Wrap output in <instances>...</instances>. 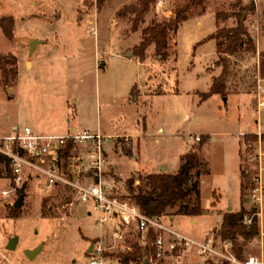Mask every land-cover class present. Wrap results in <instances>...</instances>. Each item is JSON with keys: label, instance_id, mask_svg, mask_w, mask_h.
Returning <instances> with one entry per match:
<instances>
[{"label": "rangeland", "instance_id": "374dc122", "mask_svg": "<svg viewBox=\"0 0 264 264\" xmlns=\"http://www.w3.org/2000/svg\"><path fill=\"white\" fill-rule=\"evenodd\" d=\"M163 1V6H152L142 20L135 22L136 15L130 8L123 17L118 13L125 7H139V0H102V3L99 0H0V21H14L7 27L12 37L6 36L0 28V134L11 135L13 127L20 131L30 127L43 135L64 136L75 130L96 133L91 126L103 124L110 131L105 134L113 138V144L110 143L113 148L117 142L127 149L123 152L117 149L119 152L111 156L117 169L116 179L119 177L118 186L126 194L127 181L135 179V186L140 185L136 181L141 183L159 159H165V164L173 170L175 166L181 167L186 155L200 146L197 149L200 166L192 174L201 191L205 211L201 217L193 219L177 216L169 225L196 242L217 240V249L223 251L221 238L217 239L222 226L221 215L216 216V210L236 213L242 208L256 209L261 235L251 247L252 254L260 255L264 249V129L244 140L240 135L243 128L224 100H228V95L238 98L255 93L260 78L264 79V0H254L257 10L251 25L256 51L251 52L250 43L246 42L228 59L230 74L226 95L213 94L209 102L200 104L197 113L194 109L198 107L192 105L178 126L173 123L164 133H158L161 121L151 109L153 102L160 104L165 100L154 96L156 91L149 88V82L156 76L165 77L164 69L166 75L173 72L172 77L176 74L181 77L189 71L190 76H194L200 70V74L207 75V83L199 95L201 99H209L202 93L210 92L223 66L218 62L217 40L200 42L217 30L216 12L230 13L231 4L236 2L206 0L207 11L191 5L188 20L177 31L167 33L169 48L165 57L157 54L153 44L143 63L128 59L123 49L139 43L143 28L155 21L162 22L176 7L192 0ZM135 23L140 32L134 30ZM222 25L233 27L236 20L232 17ZM90 27H95L94 33ZM35 39L39 43L32 53L31 43ZM261 98L264 99V94ZM254 101V108H259L256 96ZM258 110L263 112L264 107ZM145 120L146 133L154 136L142 140L141 145L138 126L140 122L143 127ZM211 132L217 138L215 142L201 135ZM134 133L139 137L133 136ZM191 135L199 136L200 140H190ZM117 137L120 141H116ZM259 140H262L261 146ZM237 162L245 184L253 190L245 191L243 199L241 186L237 184L242 180ZM7 177L0 153V264H91L89 249L95 243L106 248L105 257L111 264H120L115 256L127 251L136 239L132 234L137 232L134 226H122L120 233L115 227L116 220L101 226L99 214L93 208L90 214L84 204L63 209L70 199L60 188L54 187L50 192L43 190L46 184L43 176L28 181L23 195L19 191L17 195L4 198L2 191L11 188ZM257 187L260 189L256 192ZM219 197L220 201L215 203ZM19 198L22 201L17 207L15 203ZM12 207L21 208L18 218L9 217ZM13 240L15 248L8 249ZM37 249V255L30 259L26 251ZM169 253L172 257L174 250ZM207 257L221 264L226 261L218 254ZM199 259L195 248H186L166 261L168 264H203Z\"/></svg>", "mask_w": 264, "mask_h": 264}, {"label": "built area", "instance_id": "2783aa9c", "mask_svg": "<svg viewBox=\"0 0 264 264\" xmlns=\"http://www.w3.org/2000/svg\"><path fill=\"white\" fill-rule=\"evenodd\" d=\"M163 4V0H158L155 6L161 7ZM91 32H95L94 27L91 28ZM263 81L260 78L256 89L261 97L264 94ZM261 97L259 109L264 107V99ZM195 138L200 140L199 136H189L192 141H196ZM116 141H120V138L117 137ZM110 143L113 144L112 137L91 130H75L73 134L56 136L37 134L30 127H25L23 131L12 132L9 136L0 134V153L1 157L5 156L7 159L3 161L5 167L7 164L9 167L10 176L7 178L11 187L3 190L2 196L8 198L11 194L17 195L26 182L43 176L46 179L43 190L50 192L57 187L66 193L67 199H70L68 204L62 206L63 209L81 204L92 207L99 214V225L103 226L116 220L115 227L119 233L122 227L119 222L130 219L138 222L141 232L148 234L153 231L155 238L152 246L156 247L155 255L158 258H154L153 255L148 264H159L160 259L169 260L179 255L173 254L170 257L169 251L174 250L175 253L179 250L181 253L186 248H195L200 257L199 261L203 264L211 260L207 257L208 254H218L229 264H264V251L260 257L251 256L246 261L226 256L230 252V242L219 241L223 251L217 249L215 240L196 242L174 231L172 226L165 223L164 216L146 215L137 204L124 199L126 193L118 186L119 180L110 167L109 152L106 151ZM115 147L122 152L125 148L117 142ZM136 183L138 185L140 181L137 180ZM260 187L255 191L257 192ZM251 221L252 218L246 214L244 222L250 224ZM105 251V247L95 243L89 252L91 264H111L105 257ZM218 262L220 261L217 260Z\"/></svg>", "mask_w": 264, "mask_h": 264}, {"label": "trees", "instance_id": "16d2710c", "mask_svg": "<svg viewBox=\"0 0 264 264\" xmlns=\"http://www.w3.org/2000/svg\"><path fill=\"white\" fill-rule=\"evenodd\" d=\"M99 1L102 3V0ZM157 1L158 0H139V7H125L124 10L118 13V16L123 17L125 15V10L130 8L132 12L135 13V22H137L138 20H142L143 16L148 13L152 6L156 5ZM205 1L206 0H192L184 6L176 7L162 22L155 21L150 26L143 28L141 31V40L133 49L137 59H145L147 50L153 44L156 46L157 54L165 57L169 48L167 33L177 31L181 24L188 20L191 5L201 6L204 11H207ZM231 7L233 10L230 13L221 10L216 12L217 30L203 40H217V49L220 55L218 62L223 66V71L220 76L214 79L210 92L202 93V95L205 94L203 96L204 98H208L215 93H220L223 96L226 95V83L230 74V60L228 59L236 55L240 47L248 42L250 43V51H256V39L254 34H252L251 25L253 21L252 17L257 10L255 1L250 0L245 3L244 0H236V2L231 4ZM232 17L236 20L235 26L226 27L222 25L226 20ZM12 23L14 24L13 19H11V23H3V21H0V28H2L3 32L8 37L13 36L12 31L7 28L8 25ZM134 26V30L139 31L137 23H135ZM262 68L264 71V62ZM197 149H200V146H197ZM197 149L186 155L184 163L181 164L178 172L174 174L166 172L151 173L144 177L138 186H135V179H129L127 181L128 190L124 199L136 203L143 213L152 217L160 215L200 216L204 211L202 207V195L198 188V183L193 180L194 177L192 174L198 165L200 166ZM124 150L127 151L126 148H124ZM2 159L7 161L5 156L2 157ZM6 168L10 176L8 164ZM207 172L208 169L205 170V174ZM197 176H200L199 172ZM249 183L252 188L253 182L251 181ZM25 184L19 190L22 195L26 189ZM248 189L252 190L249 188L248 184H243L242 196H244L245 191ZM20 213L21 208L12 207L9 217L18 218ZM246 214H249L252 218L250 224L244 222V216ZM258 216V211H256V209L248 211L246 208H242L236 213H226L224 215L223 224L217 232V239L221 238L222 242H230V252L240 261H246L251 256L256 255L252 254L254 251L251 244L261 235V222ZM146 236L145 238L143 234L140 233L133 241V244L130 245V250L119 252L116 256L113 254V256L117 258L120 264H144V262L151 259L156 252V247L152 246V241L155 238L154 232L151 231L146 234ZM216 242L218 241L215 240V243ZM178 254H180L179 250L175 251L174 255ZM205 264H220V262L217 263L216 259H209ZM223 264L229 263L225 261Z\"/></svg>", "mask_w": 264, "mask_h": 264}, {"label": "crops", "instance_id": "0c3cea01", "mask_svg": "<svg viewBox=\"0 0 264 264\" xmlns=\"http://www.w3.org/2000/svg\"><path fill=\"white\" fill-rule=\"evenodd\" d=\"M140 34H141V32H140ZM124 35L126 38L127 35L125 33H124ZM203 40L200 43L211 41V40H207V41H203ZM200 43H198V44H200ZM175 44H177V43H175ZM136 45L137 44L128 45L123 49L124 55H126L125 57H127L128 59H134V60L137 59V57L133 54V52H134L133 49L135 48ZM129 48H131V49H129ZM147 56H148V50H147L145 59H143V60L137 59V60H139V62L143 63L147 59ZM168 60L171 61L170 59L167 58V61ZM30 63L32 65L31 67H33V62L31 61ZM163 72L165 73V77L159 78V76H156L153 78L154 80L152 82H149V85H150L149 88H154V91H156L154 96L156 98H161V99L165 100L164 102H162L160 104L153 102V106L151 109L152 114H154L156 116V119H159L161 121L159 123V128L157 130L158 133H164L165 129L169 126H172L173 123H175V125L178 126L180 120L184 119V117L187 115V112L189 111V109L191 108L192 105H195L196 107H198V108L194 109V112L197 113V112H199L200 104L205 103V102H209L210 99H212V97L214 96V95L210 96L209 99H207V100L201 99V97L199 95L200 89H203L204 84L207 83V80L205 79V78H207V75L206 74L204 75V73L200 74V70H198L197 75L190 76L191 73L189 71L186 74L182 75L181 77L178 76L177 74H176V77H172L173 72L166 75L165 69L163 70ZM154 73H158V72H154ZM149 78H151V76H149ZM215 95L217 97L219 96V94H215ZM168 96L170 97V99L166 98ZM255 96L257 97V103L259 104V99L261 96L259 94H257V92L251 93V95L243 94V95L239 96L238 98H235L234 96L228 95L227 96L228 100H224V98L221 96L222 100H224L225 103H227L231 107V109L233 110V114L235 115V118L238 120L241 127L243 128V130L240 131V135L243 136L244 140L245 139L248 140L250 138V136L253 135L254 133L259 134V132L264 129V111L260 112L258 110L259 109L258 107H257V109L254 108ZM245 107H247V108H245ZM248 107H251L252 111H249ZM14 128L15 127H13V129ZM90 129L96 130L97 132L101 133L102 135H107L105 133L110 132V131H107L105 129L104 125L100 124V123L93 124ZM147 129H148V124H147L146 120L144 121L143 127H141V123L139 122L138 132H141L139 134L141 136V145H142V140H146V138H151L154 136V134H147L146 133ZM69 131H71V130H69ZM41 135H43V134H41ZM47 135H51V134H47ZM132 135L139 137L135 133ZM201 135L208 136L207 138L211 137L212 142H215L217 140L216 136L212 132L210 134H201ZM184 139H185V136H184ZM261 143H262V140H259V146H261ZM107 146H109L106 149V151L109 152L110 167L113 170V173L115 174L117 172L116 171L117 169H116V166L114 165V163H112V161H111V156L113 154L118 153L119 151L116 149L115 146L113 148V145H111V144H108ZM259 151H260V149H259ZM179 153H182V152L180 151ZM259 154H261V153H259ZM238 161H239V158H238ZM165 163H167L165 159H163V158L159 159V161L154 165L153 170H150V173H148V174L160 173V172H162V171H160V168H165L166 169L165 172L171 173V174L176 173L180 169L179 168L180 166L177 168L175 166L173 168V170H171L169 168V165H167ZM237 165L239 167L237 169V171L240 174V170H239L240 169V163L237 162ZM240 177L242 180L237 181V184L239 186H241V190H242L243 183L245 184L243 174L242 175L240 174ZM118 179H119V177H118ZM220 197H221V195H220ZM220 197L218 199H216L215 203H217V201L218 202L220 201V199H221ZM242 199H243V196H242ZM215 203H214V205H215ZM216 207H217V204H216ZM91 208L92 207H89V206L86 207V210L90 214H92ZM231 209L232 208H230L228 210H231ZM204 211H205V209H204ZM204 211L202 212V214L200 216H197V217H191V216H187V215H172V216L162 215V216H164L166 219L165 223L167 225H169V224L173 223V219H175L177 216H187L190 219H193V218L201 217L203 215ZM216 211H217L216 216L221 215L220 224L222 225L223 220H224V215L227 213V210L225 211L224 209L221 210V208H218ZM195 222H196V220H195ZM119 223L122 224L123 228L134 226L136 228L137 232L132 233V234H135L136 237L138 235H140V233H142L145 238L147 237L144 232L140 231L138 222L135 219H130L129 221H121ZM130 249H131L130 246H128V250H130ZM263 251H264V249L261 251L260 256L262 255Z\"/></svg>", "mask_w": 264, "mask_h": 264}, {"label": "water", "instance_id": "95a60500", "mask_svg": "<svg viewBox=\"0 0 264 264\" xmlns=\"http://www.w3.org/2000/svg\"><path fill=\"white\" fill-rule=\"evenodd\" d=\"M37 43H39V42H38V40H36V39L32 41V43H31V51H32V53L34 52L35 45H36ZM165 170H166L165 168H162V169H161L162 172H165ZM21 201H22V198H19V199L16 201L15 206L19 207V206L21 205V204H20ZM15 244H16V243H15L14 240L11 241L10 246L8 247V249H14V248H15ZM92 248H93V246L89 249V251H91ZM89 251H88V252H89ZM38 252H39V249H37V250H28V251H26V254H27V256H28L30 259H33V257L36 256ZM144 264H148V260H146V261L144 262Z\"/></svg>", "mask_w": 264, "mask_h": 264}, {"label": "bare ground", "instance_id": "6f19581e", "mask_svg": "<svg viewBox=\"0 0 264 264\" xmlns=\"http://www.w3.org/2000/svg\"><path fill=\"white\" fill-rule=\"evenodd\" d=\"M19 131H20V130H19L18 128H14V129L12 130V132H19ZM51 135L60 136V135H57V134H51ZM226 256H232V257H234V254L231 253V252H229V253H227ZM255 256L260 257V255H255ZM153 257H154V258H158L156 255H154ZM223 258H225V256H223ZM159 264H168V262H167L165 259H160V260H159Z\"/></svg>", "mask_w": 264, "mask_h": 264}]
</instances>
